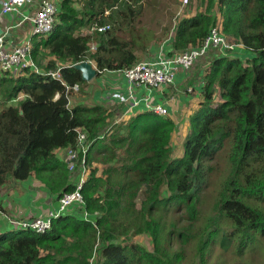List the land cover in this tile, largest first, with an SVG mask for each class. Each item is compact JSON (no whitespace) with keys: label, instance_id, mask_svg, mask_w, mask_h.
I'll list each match as a JSON object with an SVG mask.
<instances>
[{"label":"trees","instance_id":"trees-1","mask_svg":"<svg viewBox=\"0 0 264 264\" xmlns=\"http://www.w3.org/2000/svg\"><path fill=\"white\" fill-rule=\"evenodd\" d=\"M188 6L173 26L169 54L199 45L217 16L226 37L250 55L211 60L180 156H172L167 116L145 110L109 127V108L66 106L65 85H87L74 64L91 62L97 76L139 60L150 39L134 25L143 0H60L50 34L31 37L37 70L0 68V188L34 175L57 197L72 191L56 151L73 147L74 129L83 127L90 173L81 192L95 223L68 211L42 233L1 231L0 264H90L95 248L94 264H188L185 245L192 264H252V255L264 262V0ZM102 24L110 28L90 51L91 37L81 30ZM179 209L189 225H176ZM138 234L150 236L153 250L132 239ZM215 246L234 258L213 256Z\"/></svg>","mask_w":264,"mask_h":264},{"label":"built area","instance_id":"built-area-1","mask_svg":"<svg viewBox=\"0 0 264 264\" xmlns=\"http://www.w3.org/2000/svg\"><path fill=\"white\" fill-rule=\"evenodd\" d=\"M190 2L191 0H181V7H187ZM33 3H37V8L34 14L29 17L31 23L30 34L46 36L51 32L56 22L58 4L55 0H0V12L2 14L20 12L22 6ZM109 11L110 9H106L104 14H109ZM109 28L110 24L97 25L87 30L86 33L92 37L105 32ZM96 47V41H91L89 46L90 51H94ZM213 48L220 50L221 54L216 56L229 55L238 57L241 60L246 57L247 50H249L241 43L229 40L226 37L221 30V20L216 16L215 24L210 27L208 34L199 45L190 47L184 51L173 52L171 54L166 52L163 47H160L154 59L137 61L133 66L120 71L129 84L144 86L149 90H155L159 87L173 84L175 74L178 70H191L195 63ZM210 64L211 61L207 63L208 66H210ZM0 68L10 74H19L24 68L37 70L31 57L30 37H27L23 42L8 48L5 41V35L0 34ZM207 69L205 70L203 77ZM49 73L52 76L59 77L58 71H50ZM203 77L200 80L201 86L204 84ZM78 90H80V88L76 83L73 85H65V96L67 99L66 106L68 109L72 108V92ZM189 91H191L190 87L187 88V92ZM132 97L133 93L129 90L128 95H119L117 98L119 101L126 102L128 100L130 101V98ZM150 99L149 95L144 97V103L147 106V110L160 116H167V107L162 104H153L150 102ZM133 103L136 102L133 101ZM114 123L117 122L114 121ZM111 126L112 125L109 124V127ZM74 130L76 135L75 145L73 147L61 148L65 152V157L69 156L70 158L67 162L69 173H75L74 189L62 193L57 199V206L55 208H49L45 214L35 217L20 218L18 215L12 214L0 206V218H3L12 229L32 230L42 233L50 229L52 219L57 218L68 211H72L74 214H81V219L90 221L95 226L93 216L84 207V199L81 192L90 173V166L88 165L86 158L90 141L88 140L86 129L83 127H77ZM94 214L99 215L98 212H95ZM95 250L93 257L90 259V264H94V257L97 255Z\"/></svg>","mask_w":264,"mask_h":264},{"label":"crops","instance_id":"crops-1","mask_svg":"<svg viewBox=\"0 0 264 264\" xmlns=\"http://www.w3.org/2000/svg\"><path fill=\"white\" fill-rule=\"evenodd\" d=\"M55 1L58 4L60 2V0ZM36 8L37 3H33L22 6L20 12L6 14L0 12V34L5 35L8 48L23 42L30 36L31 23L29 17L34 14ZM158 31L157 35L154 34L152 36V40L149 39L144 51L136 53L138 61L154 59L160 47H163L166 52L171 51L173 27L163 35H159ZM218 54H221L219 49L213 48L209 50L205 56L195 63L191 70H178L173 84L165 85L155 90L129 84L120 70H102L99 75L92 76L89 80H86L87 85L83 89L72 92L71 106L73 107L77 104H85L87 106L100 104L113 111L110 121L118 122L121 119L126 120L137 112L147 110L144 97L149 95L151 103L162 104L167 107V117L174 121V130L171 136V145L173 147V142L177 136L180 137L176 141L184 140L189 126V116L201 101L202 86L200 80L205 70L209 67L207 63ZM245 56H247V53ZM90 64L91 68L96 69L92 63ZM188 87L191 88L189 92H187ZM129 90L133 93L130 101H119L117 97L119 95H128ZM22 97L19 96V98ZM133 101L136 103H133ZM56 154L59 158L66 159L63 149H58ZM98 166L99 168L101 167L100 164ZM74 175L75 173L70 174V183L75 180ZM4 187L0 188V206L20 218L43 215L49 208L57 206L58 197L52 194L44 183L34 177V175H29L22 181L11 179ZM10 228L9 224L3 218H0V232L10 230Z\"/></svg>","mask_w":264,"mask_h":264},{"label":"rangeland","instance_id":"rangeland-1","mask_svg":"<svg viewBox=\"0 0 264 264\" xmlns=\"http://www.w3.org/2000/svg\"><path fill=\"white\" fill-rule=\"evenodd\" d=\"M192 1V0H191ZM191 3V2H190ZM143 12L141 15L137 18L135 22V26L137 28L147 29L149 31V37L150 40L153 39V35H157V30L159 35L165 34V32H168V30L173 27L176 22L179 20L180 17L183 16V14L190 12L192 10V6L187 7H181V0H143ZM190 5V4H189ZM180 12V13H178ZM161 28V29H160ZM157 29V30H156ZM88 29H84V33L87 34ZM125 32V31H124ZM158 35V36H159ZM96 40V35L91 37V41L94 42ZM247 55H250V51L247 50ZM243 56V55H240ZM20 96H23L22 94ZM9 103H13L12 101ZM0 108H1V100H0ZM127 120V119H126ZM111 122V121H110ZM125 122V120H120L117 122V124ZM114 127L116 124L114 122L110 123ZM180 136H177L175 141L173 142L172 147V156H179L180 153H182L183 147V141L178 140L176 141ZM75 181V180H74ZM73 181V183H74ZM6 188V187H4ZM165 194H168V191H164ZM141 192L138 194L137 201L139 202L141 200ZM81 218V214H77ZM19 217V216H18ZM177 222L176 225L178 227L189 225V220L187 219L184 210L179 209V211L176 213ZM192 230H195V226L191 227ZM134 241L140 243L143 245L146 249L149 251L153 250V244L151 241V238L148 234H138L133 236L132 238ZM175 243V242H174ZM176 246V245H175ZM191 246V245H190ZM190 246H184L186 252V259L189 256V263L192 264L193 260L195 259V255L190 252L189 247ZM217 254H221L223 257H226L228 259L234 258V255L231 252H224L223 249L220 246H215L213 249V256H216ZM259 259V258H258ZM252 264L255 263H264L259 260H255L254 255L251 257Z\"/></svg>","mask_w":264,"mask_h":264},{"label":"water","instance_id":"water-1","mask_svg":"<svg viewBox=\"0 0 264 264\" xmlns=\"http://www.w3.org/2000/svg\"><path fill=\"white\" fill-rule=\"evenodd\" d=\"M74 67L79 69L82 75V78L85 80H89L92 76H95L96 69L91 68V64L86 61H81L79 63L74 64ZM69 156L66 157L65 161H69Z\"/></svg>","mask_w":264,"mask_h":264},{"label":"clouds","instance_id":"clouds-1","mask_svg":"<svg viewBox=\"0 0 264 264\" xmlns=\"http://www.w3.org/2000/svg\"><path fill=\"white\" fill-rule=\"evenodd\" d=\"M60 3V2H59ZM58 4V3H57ZM58 6H59V4H58ZM110 12V11H109ZM56 20H57V16H56ZM52 31V30H51ZM83 33H84V30H81ZM50 34V33H49ZM49 34H47L46 36H48ZM88 34V33H87ZM33 35H35V34H30V40H31V37L33 36ZM38 36H40V35H38ZM46 36H42V37H46ZM91 43V42H90ZM31 49H32V45H31ZM91 63V62H90ZM93 65V64H92Z\"/></svg>","mask_w":264,"mask_h":264}]
</instances>
